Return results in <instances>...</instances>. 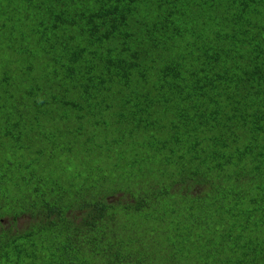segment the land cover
Here are the masks:
<instances>
[{
	"label": "trees",
	"instance_id": "trees-1",
	"mask_svg": "<svg viewBox=\"0 0 264 264\" xmlns=\"http://www.w3.org/2000/svg\"><path fill=\"white\" fill-rule=\"evenodd\" d=\"M0 37L50 108L4 123L0 264H264V0H0Z\"/></svg>",
	"mask_w": 264,
	"mask_h": 264
},
{
	"label": "rangeland",
	"instance_id": "rangeland-1",
	"mask_svg": "<svg viewBox=\"0 0 264 264\" xmlns=\"http://www.w3.org/2000/svg\"><path fill=\"white\" fill-rule=\"evenodd\" d=\"M5 44L6 42L0 40V46H3ZM31 50L33 52L32 55H24L23 57H17L19 55L9 52L6 54V57L12 62L7 64L0 62V66H2L1 68H6L4 71H1L0 69V83L3 82L6 72H9V74L7 75L8 81L4 82L0 86V129H3L4 123H6L7 120H10L11 122L19 121L21 127L23 128H32V126H34L36 129H38L40 128V122L48 127L50 125L48 119H46L43 114L40 113V111L45 112L46 109L47 111H49L50 108L47 107L48 105H46L44 109L40 110L33 107V102L35 103L37 100L41 101L40 95L36 93L31 98L25 94L29 91L33 92L34 88L37 92L38 90H43L44 92L47 91V86L44 84L45 80L42 77L44 60L39 56V53H37V48L31 47ZM0 56L4 57V55ZM9 68H15L13 69V71L17 70V72H10L8 71ZM28 68L32 69L31 73L28 72ZM67 89H70V85H67ZM46 100H51V97L48 95L46 97ZM67 114H69L68 111H66V115ZM51 118L53 120H59V118H56L55 116ZM7 131L8 129H3V135L0 136V141L4 143L3 146L6 148V151L3 150L2 152L0 150V160L6 155L8 156L7 161H5L6 163H12V161H16L12 171H9L10 175H16V172L19 171L17 163L21 161L25 162L29 156L26 157L25 155H22L21 152L12 147L10 139L5 137ZM22 132L29 133L30 130L24 129L22 130ZM156 133L162 134V130L157 129ZM14 134H16V132H14ZM42 141L43 140H40V137H34V135L31 134L30 145L37 147L41 144ZM145 152L148 153L149 151L145 150ZM114 163L116 164L117 162L114 161ZM105 166L107 169H111V167H113V162L106 161ZM226 171H223L221 174H223L224 176H228V173L238 174L237 171L233 169H230L228 173ZM253 197H255V194H249L248 202L241 205V207L243 209H248L249 201ZM220 204L223 205L224 209L228 208L224 201ZM187 206L188 204L186 205V207ZM237 213L239 214L238 218L242 219L243 215L241 214L239 208ZM238 218L236 219L238 220ZM251 220L255 224V227L260 222L259 216H256ZM30 222L31 220L28 217L19 219L17 230L25 229V227H28L30 225ZM3 225L7 226V222L3 221Z\"/></svg>",
	"mask_w": 264,
	"mask_h": 264
}]
</instances>
